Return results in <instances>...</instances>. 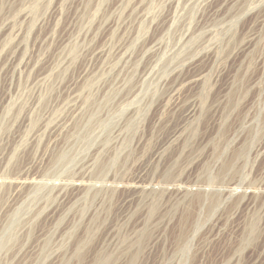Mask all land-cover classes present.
<instances>
[{
	"label": "rangeland",
	"instance_id": "rangeland-1",
	"mask_svg": "<svg viewBox=\"0 0 264 264\" xmlns=\"http://www.w3.org/2000/svg\"><path fill=\"white\" fill-rule=\"evenodd\" d=\"M0 264H264V0H0Z\"/></svg>",
	"mask_w": 264,
	"mask_h": 264
},
{
	"label": "bare ground",
	"instance_id": "bare-ground-1",
	"mask_svg": "<svg viewBox=\"0 0 264 264\" xmlns=\"http://www.w3.org/2000/svg\"><path fill=\"white\" fill-rule=\"evenodd\" d=\"M172 60V59H171ZM167 63V62H166ZM195 67V65H193ZM190 69V68H189ZM194 71V70H193ZM201 76V75H200ZM190 77V75H188ZM178 78V77H177ZM191 78V77H190ZM199 78V77H198ZM188 82V81H187ZM171 89V88H170ZM184 109V108H183ZM23 181V180H22ZM19 182V181H18ZM31 183V182H30Z\"/></svg>",
	"mask_w": 264,
	"mask_h": 264
}]
</instances>
